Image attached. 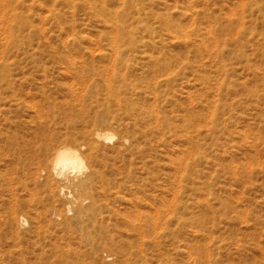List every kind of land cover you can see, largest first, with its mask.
<instances>
[{
    "label": "rangeland",
    "instance_id": "1",
    "mask_svg": "<svg viewBox=\"0 0 264 264\" xmlns=\"http://www.w3.org/2000/svg\"><path fill=\"white\" fill-rule=\"evenodd\" d=\"M0 264H264V0H0Z\"/></svg>",
    "mask_w": 264,
    "mask_h": 264
},
{
    "label": "bare ground",
    "instance_id": "2",
    "mask_svg": "<svg viewBox=\"0 0 264 264\" xmlns=\"http://www.w3.org/2000/svg\"><path fill=\"white\" fill-rule=\"evenodd\" d=\"M120 46H121L120 43H116V49H114V50H117V53L119 51L118 49L120 48ZM121 49H123V48H121ZM106 82H107V79H106ZM76 83H78V82H76ZM133 105L134 104H131L130 106H133ZM96 136L98 138H100V139L104 140L106 138L108 140V139H112L115 135L113 133H111V132H103V133H101L99 131ZM86 162L87 161L85 160L84 155L78 149H76L74 147L73 148L70 147V145L69 146H62L61 148H59L57 153L54 155V158H53V167H52V169H53V173L55 174V176H57V178H59V181L61 183V186H60L61 187V191H63V193H68L74 199L75 198L76 199H80V197L87 192V190H86L87 189L86 188L87 184L83 180L80 181V182H77V183H75V182L73 183L71 181V179H70V175L69 174L70 173H74V172H79V173L83 172L86 169V167H87ZM76 174H78V173H76ZM73 188L75 190V195L73 194V190H71ZM86 214H87L86 209L81 204H79V206L77 207V210H76V215L79 218L80 217L82 218ZM86 217H88V215ZM154 219H156V218H154ZM86 220H88V218ZM86 220H85V222H86ZM88 235H90V234H88Z\"/></svg>",
    "mask_w": 264,
    "mask_h": 264
},
{
    "label": "clouds",
    "instance_id": "3",
    "mask_svg": "<svg viewBox=\"0 0 264 264\" xmlns=\"http://www.w3.org/2000/svg\"><path fill=\"white\" fill-rule=\"evenodd\" d=\"M20 221H21V227L27 226V221L23 217L20 218Z\"/></svg>",
    "mask_w": 264,
    "mask_h": 264
}]
</instances>
